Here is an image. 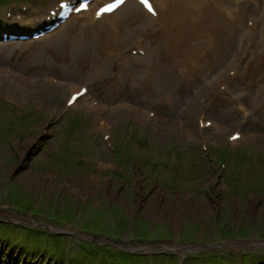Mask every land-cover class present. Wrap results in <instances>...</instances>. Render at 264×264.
<instances>
[{
    "label": "rangeland",
    "instance_id": "obj_1",
    "mask_svg": "<svg viewBox=\"0 0 264 264\" xmlns=\"http://www.w3.org/2000/svg\"><path fill=\"white\" fill-rule=\"evenodd\" d=\"M56 3L0 8V264H264V0H236L234 48L216 73L196 84L175 68L171 105L130 77L119 85L125 68L107 51L105 76L66 68L90 15L2 39ZM86 84L102 120L85 95L67 105Z\"/></svg>",
    "mask_w": 264,
    "mask_h": 264
},
{
    "label": "bare ground",
    "instance_id": "obj_2",
    "mask_svg": "<svg viewBox=\"0 0 264 264\" xmlns=\"http://www.w3.org/2000/svg\"><path fill=\"white\" fill-rule=\"evenodd\" d=\"M105 1L109 0H97L93 7L89 6L87 11L79 14L90 15L93 27L87 29L89 33L83 32L80 44L67 51L66 68L87 63L89 70H96L99 76H103L109 71L102 56L107 51L125 68L118 84L130 77L135 92H140L152 104H172L177 91L174 82L176 67L182 65L187 72V77H180L179 81L190 79L197 84L207 76L203 69L212 67L210 71L216 73L234 48L232 42L228 50L225 45L231 36H236L240 25L236 0H230L234 6L225 3L226 0H152V13L137 0H127L111 14L100 15L98 5ZM133 2H137V6ZM129 46L145 51V54L133 57L128 70L129 56L125 51ZM177 60L179 62L173 64ZM67 83L73 85L71 81ZM78 91L75 89L73 93ZM86 95L96 110L93 105L96 98L89 89ZM74 103L75 107L78 106L79 100ZM101 104L103 110L106 106ZM96 113L98 121L102 120L100 109ZM98 127L104 129L106 125L98 123Z\"/></svg>",
    "mask_w": 264,
    "mask_h": 264
},
{
    "label": "snow or ice",
    "instance_id": "obj_3",
    "mask_svg": "<svg viewBox=\"0 0 264 264\" xmlns=\"http://www.w3.org/2000/svg\"><path fill=\"white\" fill-rule=\"evenodd\" d=\"M149 7H150V5H149Z\"/></svg>",
    "mask_w": 264,
    "mask_h": 264
},
{
    "label": "trees",
    "instance_id": "obj_4",
    "mask_svg": "<svg viewBox=\"0 0 264 264\" xmlns=\"http://www.w3.org/2000/svg\"><path fill=\"white\" fill-rule=\"evenodd\" d=\"M6 237V236H5Z\"/></svg>",
    "mask_w": 264,
    "mask_h": 264
}]
</instances>
